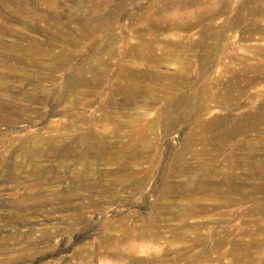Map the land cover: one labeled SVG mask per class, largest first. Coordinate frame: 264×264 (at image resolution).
Segmentation results:
<instances>
[{"label": "rangeland", "instance_id": "obj_1", "mask_svg": "<svg viewBox=\"0 0 264 264\" xmlns=\"http://www.w3.org/2000/svg\"><path fill=\"white\" fill-rule=\"evenodd\" d=\"M262 6L0 0V264H264Z\"/></svg>", "mask_w": 264, "mask_h": 264}, {"label": "bare ground", "instance_id": "obj_2", "mask_svg": "<svg viewBox=\"0 0 264 264\" xmlns=\"http://www.w3.org/2000/svg\"><path fill=\"white\" fill-rule=\"evenodd\" d=\"M256 1H258V0H256ZM261 1V0H260ZM263 1V0H262ZM254 2V1H253ZM263 3V2H262ZM261 3V4H262ZM257 4V3H256ZM260 4V3H259ZM256 7V6H255ZM262 7H264V6H262ZM22 16V15H21ZM23 17H25V16H23ZM29 17V16H28ZM22 18V17H21ZM24 19V18H23ZM24 21V20H23ZM25 22V21H24ZM97 22V21H96ZM95 25V24H94ZM98 25V24H97ZM100 25V24H99ZM32 27L31 28H33V29H36V30H38V28H39V24L37 23V22H35L34 24L32 23V25H31ZM92 26V25H91ZM101 26H102V24H101ZM93 28H94V26H92ZM5 28V27H4ZM10 29V28H9ZM96 29V28H95ZM3 30V29H2ZM18 30V29H17ZM92 30V29H91ZM98 30V29H97ZM99 31V30H98ZM3 32V31H2ZM1 32V33H2ZM5 32H7V31H5ZM4 32V33H5ZM11 32V31H10ZM94 32H95V30H94ZM13 33V32H12ZM17 33V32H16ZM21 35V34H20ZM26 37V36H25ZM20 38H24V35H22ZM27 40V39H26ZM22 41V40H21ZM41 41V40H40ZM1 42H3V41H1ZM20 42V41H19ZM24 42V41H23ZM37 42H38V40H37ZM21 43V42H20ZM9 45V44H8ZM13 45V44H12ZM22 45V44H21ZM11 47H13V46H11ZM23 47V46H22ZM6 48H8V47H6ZM15 48H17V47H14V49ZM29 48V47H28ZM13 49V48H12ZM26 49H27V47H26ZM29 49H31V48H29ZM24 50V49H23ZM12 50H10L9 52H11ZM26 52H27V50H25ZM31 51V50H30ZM19 52V51H18ZM36 52V51H35ZM23 54V53H22ZM139 54L140 55H142V53L139 51ZM26 55H27V53H26ZM33 56H36V55H33ZM149 57L150 58H152V59H157V58H159V57H153V55L151 56L150 54H149ZM158 75V74H157ZM156 76V75H155ZM158 79V78H157ZM156 80V79H155ZM135 102H136V100H135ZM138 105H139V102H138ZM17 112V111H16Z\"/></svg>", "mask_w": 264, "mask_h": 264}]
</instances>
